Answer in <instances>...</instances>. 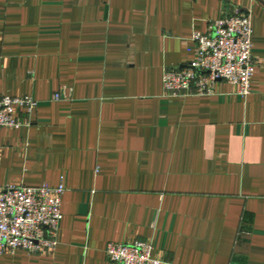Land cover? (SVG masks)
<instances>
[{
	"label": "crops",
	"instance_id": "1",
	"mask_svg": "<svg viewBox=\"0 0 264 264\" xmlns=\"http://www.w3.org/2000/svg\"><path fill=\"white\" fill-rule=\"evenodd\" d=\"M236 9L252 92L166 96L194 32ZM0 94L39 103L0 131V193L65 188L56 250L0 264H113L108 244L136 241L174 264H264V0H0Z\"/></svg>",
	"mask_w": 264,
	"mask_h": 264
},
{
	"label": "built area",
	"instance_id": "2",
	"mask_svg": "<svg viewBox=\"0 0 264 264\" xmlns=\"http://www.w3.org/2000/svg\"><path fill=\"white\" fill-rule=\"evenodd\" d=\"M252 17L236 9L210 24L208 33L194 32L195 58L184 67L165 70L163 83L168 97L213 95L219 81L236 85L239 93L252 92L255 62L252 54ZM71 91L53 97L61 101ZM39 103L33 97H8L0 94V131L19 129L24 123L16 109L32 113ZM65 188L9 186L0 193V255L25 250L31 254L52 253L57 248V233L63 220ZM149 241L109 243L106 256L113 264H174L156 259Z\"/></svg>",
	"mask_w": 264,
	"mask_h": 264
}]
</instances>
